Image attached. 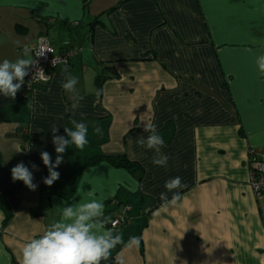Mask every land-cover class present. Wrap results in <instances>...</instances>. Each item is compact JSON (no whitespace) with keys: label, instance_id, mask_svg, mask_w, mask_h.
<instances>
[{"label":"crops","instance_id":"obj_1","mask_svg":"<svg viewBox=\"0 0 264 264\" xmlns=\"http://www.w3.org/2000/svg\"><path fill=\"white\" fill-rule=\"evenodd\" d=\"M41 36L55 52L78 50L68 72L83 99L71 108L64 67L15 99L0 95V196L12 212L3 226L0 208V264H20L24 243L59 220L58 206L89 191L105 205L129 203V224L113 231L125 243L140 238L101 264L118 253L126 264H264V194L250 187L247 162L250 148L264 150L255 62L264 54V0H0V62L22 58ZM73 119L87 124L88 144L70 146L60 178L46 186L40 154L55 161L51 126L65 135ZM147 122L163 137L166 167L136 143ZM100 155H124L139 169L93 163ZM21 161L38 167L35 191L11 178ZM176 176L186 187L164 205L165 181Z\"/></svg>","mask_w":264,"mask_h":264},{"label":"clouds","instance_id":"obj_2","mask_svg":"<svg viewBox=\"0 0 264 264\" xmlns=\"http://www.w3.org/2000/svg\"><path fill=\"white\" fill-rule=\"evenodd\" d=\"M19 43V42H17ZM47 52H53L46 43V37L41 36L35 46L23 47L22 58L15 61L4 59L0 62V95L5 98L15 99L17 92L25 83V77L29 75L31 67H36L33 79L39 75L41 79H46L43 69L39 68L37 61L33 58L44 57ZM56 58L52 63L55 65ZM256 65L261 74H264V54L256 57ZM61 82L62 89L70 93L72 101L71 108L80 106L83 99L76 93L78 78L68 72L66 61ZM31 83V82H30ZM32 107V105H29ZM69 109L66 108V111ZM72 128L64 127L65 135H58V126L52 125V144L55 148V161L53 162L50 153L41 152V159L48 170V175L43 178V183L51 187L60 178V173L56 170L64 159V153L70 146L83 150L88 144V126L82 121L73 119ZM96 133L101 129L97 127ZM147 137L141 135L136 138L138 146L154 150L157 154L165 147L163 137L158 133L154 123L147 122L144 127ZM169 157L160 154L153 158L152 163L156 166L166 167ZM32 170H38L37 165H31ZM24 162L17 163L11 169L13 182L22 181L29 190L35 191L37 185L33 183V171ZM165 192L160 194V199L164 205H175L181 199L180 189L186 187L182 177L176 176L165 181ZM77 189V194H79ZM168 193H172L169 198ZM88 200H80L75 204H64L58 206L60 210L59 220L52 223L38 238H32L24 243L21 249L20 264H101V261L108 260L112 255V250L117 245H124L131 249L138 247L140 238L132 236L125 243L120 233H114L112 229L106 227L105 202L103 199L95 198L94 194L88 192ZM115 264H126L125 258L118 253L115 257Z\"/></svg>","mask_w":264,"mask_h":264},{"label":"built area","instance_id":"obj_3","mask_svg":"<svg viewBox=\"0 0 264 264\" xmlns=\"http://www.w3.org/2000/svg\"><path fill=\"white\" fill-rule=\"evenodd\" d=\"M46 43L53 52H47L44 57H36L35 53H33V58L37 61L38 67L43 69L47 77L46 79H41L37 75L33 79L36 73V67H31L24 83L25 90L27 91L46 85L50 80L52 71L59 67H65L64 61H66L68 67L71 59L78 52V50L72 48H61L55 52L54 46L48 37H46ZM54 58L57 61L55 65L52 63ZM247 162L249 167V185L254 194L259 197L264 194V150L250 148L247 151ZM130 209L131 206L129 203L118 201L116 198L107 201L105 205V218L108 221L106 227L114 230L127 226L130 222Z\"/></svg>","mask_w":264,"mask_h":264},{"label":"trees","instance_id":"obj_4","mask_svg":"<svg viewBox=\"0 0 264 264\" xmlns=\"http://www.w3.org/2000/svg\"><path fill=\"white\" fill-rule=\"evenodd\" d=\"M102 158L107 159L115 167L125 168L133 173H135L139 169L137 164L126 159L124 155H107V156L100 155L98 157L93 158L92 162L95 163ZM0 208L4 212V219H3V226H4L10 219L12 212L7 206L2 196H0Z\"/></svg>","mask_w":264,"mask_h":264}]
</instances>
